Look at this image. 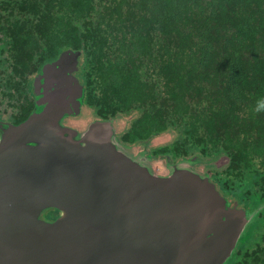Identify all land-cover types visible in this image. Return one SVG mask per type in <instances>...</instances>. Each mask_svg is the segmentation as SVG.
Segmentation results:
<instances>
[{
	"label": "trees",
	"instance_id": "16d2710c",
	"mask_svg": "<svg viewBox=\"0 0 264 264\" xmlns=\"http://www.w3.org/2000/svg\"><path fill=\"white\" fill-rule=\"evenodd\" d=\"M11 7L0 0V41L15 74L79 51L82 111L92 110V120L128 119L122 143L171 133L152 158L228 160L210 170L211 180L247 215L258 213L226 264H264V109L256 110L264 0H24L16 14L27 19L14 24ZM32 109L27 101L20 121Z\"/></svg>",
	"mask_w": 264,
	"mask_h": 264
},
{
	"label": "water",
	"instance_id": "95a60500",
	"mask_svg": "<svg viewBox=\"0 0 264 264\" xmlns=\"http://www.w3.org/2000/svg\"><path fill=\"white\" fill-rule=\"evenodd\" d=\"M80 57L70 49L44 65L31 115L0 122V264L228 263L258 212L195 171L196 156L157 175L113 120L68 125L86 98ZM47 210L58 218L43 219Z\"/></svg>",
	"mask_w": 264,
	"mask_h": 264
},
{
	"label": "flooded vegetation",
	"instance_id": "af4514ba",
	"mask_svg": "<svg viewBox=\"0 0 264 264\" xmlns=\"http://www.w3.org/2000/svg\"><path fill=\"white\" fill-rule=\"evenodd\" d=\"M11 1L12 7L8 10V13L14 11L16 14L19 11V6L22 5L24 0ZM22 13H24V11H22ZM15 19H22L25 21L27 17L17 14L15 16H11L12 24L15 23ZM0 37H2L1 33ZM3 47H6L5 41H0V122L19 125L22 123L20 119L25 116L27 101L33 106L31 113L35 109L36 98L33 89L34 79L40 73L41 69L40 71L36 73L33 72L23 78L20 77L18 74H15V65L12 64L13 59L11 52L5 49L3 50ZM58 57L56 59H58ZM67 120H69V118ZM45 213H52L51 216H53V218L50 221L56 220L59 216V212L57 210H47Z\"/></svg>",
	"mask_w": 264,
	"mask_h": 264
},
{
	"label": "rangeland",
	"instance_id": "374dc122",
	"mask_svg": "<svg viewBox=\"0 0 264 264\" xmlns=\"http://www.w3.org/2000/svg\"><path fill=\"white\" fill-rule=\"evenodd\" d=\"M93 113L90 109H84L80 116L69 118V124L71 127L78 129L80 132L85 131L89 124L93 122ZM92 120V121H91ZM114 128H115V134L116 136H119L123 131L124 128L128 124V119L120 118L116 121H113ZM173 140V136L171 133H166L164 135H160L158 137L153 138L149 143L141 146H133L131 150H129V154L134 156H146L151 151V149L160 147L162 145H167L170 143V141ZM227 159L225 157H221V159H218L217 161H213L212 163H204V162H198L194 164L193 169L197 171L198 173L204 175V176H210L211 178V171L210 170H221L226 164ZM150 168L153 170L154 173L157 175H168L169 174V168L167 166L165 158H152L147 163ZM43 219L52 220L53 216H47L46 213L43 214ZM47 217V218H46Z\"/></svg>",
	"mask_w": 264,
	"mask_h": 264
},
{
	"label": "clouds",
	"instance_id": "9594fccd",
	"mask_svg": "<svg viewBox=\"0 0 264 264\" xmlns=\"http://www.w3.org/2000/svg\"><path fill=\"white\" fill-rule=\"evenodd\" d=\"M262 109H264V97H260V98H258L257 99V105H256V110L257 111H259V110H262ZM117 138L119 139V141H120V143L122 144V145H125V146H128V147H133V146H130V145H127V144H124V143H122L121 142V140H120V138L117 136ZM135 146H137V145H135ZM139 146H141V145H139ZM145 146V145H144ZM149 155V154H148ZM167 163V162H166Z\"/></svg>",
	"mask_w": 264,
	"mask_h": 264
}]
</instances>
